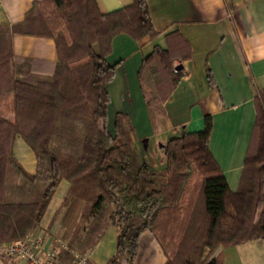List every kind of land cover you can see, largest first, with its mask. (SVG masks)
<instances>
[{
	"label": "trees",
	"instance_id": "trees-1",
	"mask_svg": "<svg viewBox=\"0 0 264 264\" xmlns=\"http://www.w3.org/2000/svg\"><path fill=\"white\" fill-rule=\"evenodd\" d=\"M148 0L102 12L97 0H33L24 19L0 24V96L11 93L13 118L0 116V213L14 211L0 242L24 238L39 227L60 180L69 183L62 205L84 201L53 264H73L88 254L111 225L115 250L105 264H134L140 235L150 231L165 264H224L227 247L264 240V88L254 96L255 119L238 186L232 191L209 148L213 129L167 141L166 167L149 169L140 159L127 113L116 111L108 127L107 89L118 63H109L112 40L157 35ZM14 34L51 39L56 63L49 77L33 78L37 59L16 54ZM142 58L137 78L151 116L164 103L181 72L173 60L191 49L178 31L166 35ZM209 82L212 75L208 72ZM20 136L36 165L27 171L13 153ZM77 254V255H76Z\"/></svg>",
	"mask_w": 264,
	"mask_h": 264
},
{
	"label": "crops",
	"instance_id": "crops-1",
	"mask_svg": "<svg viewBox=\"0 0 264 264\" xmlns=\"http://www.w3.org/2000/svg\"><path fill=\"white\" fill-rule=\"evenodd\" d=\"M97 2L102 12H110L132 0ZM32 3L33 0H0V24L12 26L21 22ZM147 3L157 35L137 41L121 33L112 40V52L107 61L118 64L107 86L110 96L108 125L110 114L114 117L116 111L127 113L134 126L132 137L141 161L157 171L166 167L167 141L185 131L200 130L203 112L210 113L213 129L209 148L229 188L234 191L255 119L254 96L264 88V0H148ZM171 31H178L188 42L191 55L173 60L181 78L164 103L165 114L151 116L137 71L142 58L155 45H166L165 35ZM12 46L16 54L37 59L33 78L52 75L56 55L51 39L14 34ZM208 72L213 78L211 83ZM2 96L0 116L11 120L12 94ZM13 153L27 171L35 170L34 154L20 136L15 137ZM68 187L67 180L59 181L35 230L43 232L45 248L64 246L80 215L82 199L71 197L62 205ZM5 208L0 213L1 238H6V228L14 212ZM115 239L116 229L109 225L89 252V261L105 264L114 253ZM165 261L153 234L143 232L134 264H165ZM0 264L28 263L15 256H4L0 257Z\"/></svg>",
	"mask_w": 264,
	"mask_h": 264
},
{
	"label": "built area",
	"instance_id": "built-area-1",
	"mask_svg": "<svg viewBox=\"0 0 264 264\" xmlns=\"http://www.w3.org/2000/svg\"><path fill=\"white\" fill-rule=\"evenodd\" d=\"M45 242L41 230L28 234L22 239L0 242V257L15 256L26 260L28 264H53L57 248L55 245L45 248ZM83 263L84 258L78 256L73 264Z\"/></svg>",
	"mask_w": 264,
	"mask_h": 264
},
{
	"label": "rangeland",
	"instance_id": "rangeland-1",
	"mask_svg": "<svg viewBox=\"0 0 264 264\" xmlns=\"http://www.w3.org/2000/svg\"><path fill=\"white\" fill-rule=\"evenodd\" d=\"M112 124L113 114H110L108 127L111 131ZM224 260L225 264H264V240L249 241L226 249Z\"/></svg>",
	"mask_w": 264,
	"mask_h": 264
}]
</instances>
